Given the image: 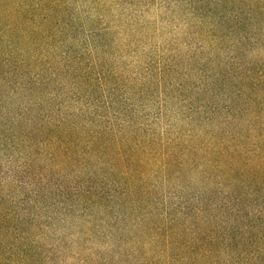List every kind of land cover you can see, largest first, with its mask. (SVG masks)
<instances>
[{"label":"rangeland","instance_id":"1","mask_svg":"<svg viewBox=\"0 0 264 264\" xmlns=\"http://www.w3.org/2000/svg\"><path fill=\"white\" fill-rule=\"evenodd\" d=\"M71 2L76 25L48 60L77 43L91 50L106 99L123 97L132 132L151 133L158 167L137 190L91 203L93 184L72 167L36 164L41 136L0 147V209L27 240L17 254L28 264H252L264 249V0ZM52 90L0 94V140L12 119L31 130L54 116Z\"/></svg>","mask_w":264,"mask_h":264},{"label":"trees","instance_id":"2","mask_svg":"<svg viewBox=\"0 0 264 264\" xmlns=\"http://www.w3.org/2000/svg\"><path fill=\"white\" fill-rule=\"evenodd\" d=\"M71 1L0 0V24L4 27L0 28V94L39 96L52 88L51 97L54 95L55 100L50 97V101L57 102L54 116L40 123L31 122L34 124L31 130L23 129L21 119L10 120L0 147L19 150L17 139L28 142L33 136H41L33 144L47 151L36 164L56 163L66 170L72 167V172L83 179L84 185L89 188L93 184L87 199L97 203L94 198L105 190L121 195L137 190L142 182L148 181L149 175L154 174L148 166L158 167L153 160L157 145L149 131L132 132L135 114L133 111L129 114V108L122 107L123 97L106 99L108 74L93 58L91 50L82 51L85 46L77 43L75 49L60 60L53 63L48 60L46 52H56L68 41L58 44L55 39L76 25L77 17L70 14ZM74 1L82 3L83 0ZM15 35L30 44V50L20 48ZM72 40L77 41V38ZM9 77L14 81H8ZM39 105L36 102L34 107L39 108ZM4 126L6 123L0 122V130ZM26 162L23 170L31 166L28 160ZM10 221L11 216L0 209V264H28L27 253L21 257L17 254L19 249L26 248L27 240L17 237L18 225L11 226ZM17 222H21V218ZM252 264H264V249L257 253Z\"/></svg>","mask_w":264,"mask_h":264}]
</instances>
